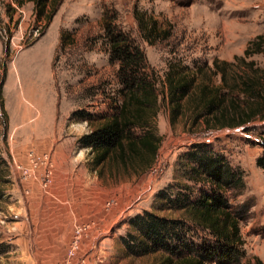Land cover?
Returning <instances> with one entry per match:
<instances>
[{
  "label": "rangeland",
  "instance_id": "obj_1",
  "mask_svg": "<svg viewBox=\"0 0 264 264\" xmlns=\"http://www.w3.org/2000/svg\"><path fill=\"white\" fill-rule=\"evenodd\" d=\"M32 6L28 0H0V264L62 261L77 227L70 264H156L161 252L130 255L121 237L134 233L127 219L136 213L180 216L160 208L159 190L180 189L193 198L209 189L206 182L187 178L191 165L184 154L195 143L241 171L242 184L226 191L230 203L243 210L239 264L254 258L264 263V119L204 126L201 118L191 122L187 97L171 115L158 93L151 119L159 136L153 156L141 151L122 160L112 150L94 164L95 152L78 143L116 113L122 99L104 21L141 48L144 72L159 92L169 63L186 66L199 81L214 58L242 56L247 43L264 33V0H46L39 16ZM152 22L160 31L155 40L146 34ZM247 59L264 67V52ZM141 131L132 130L135 136ZM44 156L51 170L45 186ZM40 195L56 204L74 201L75 209L48 210L34 203ZM109 199L114 201L105 208ZM52 220H62L55 257L26 255L43 251L37 236L53 230ZM191 235L195 242L208 238L202 231Z\"/></svg>",
  "mask_w": 264,
  "mask_h": 264
},
{
  "label": "trees",
  "instance_id": "obj_2",
  "mask_svg": "<svg viewBox=\"0 0 264 264\" xmlns=\"http://www.w3.org/2000/svg\"><path fill=\"white\" fill-rule=\"evenodd\" d=\"M23 1V0H18ZM33 3L36 16L42 14L46 0H28ZM50 14L47 15V21ZM142 26V20L137 19ZM104 31L111 59L118 61L117 73L122 85V99L117 112L103 123L78 139L81 146L95 152L92 161L100 163L110 151L120 159L140 155L141 151L153 156L159 136L152 128L158 93L176 115L180 102L187 97L192 113L191 122L202 119L204 126H241L264 119V67L247 57L264 52V33L256 35L243 49L242 56L232 60L214 58L206 68L208 75L195 79L186 66L170 64L164 74L163 91H157L155 80L144 72L147 65L141 48L124 36L111 22L104 21ZM152 22L147 35L159 36ZM165 35V32H161ZM198 70V69H197ZM213 77L218 82L214 83ZM140 128L135 136L132 130ZM189 163L188 179L206 182L207 191H199L193 198L177 190H159L155 197L161 207L179 211L180 216L170 217L143 211L127 219L134 233L121 237L126 252L133 256L161 252L156 264H239L244 257L239 221L243 210L230 203L226 191L242 184L241 171L231 168L223 157L207 151L201 143L191 145L184 154ZM187 189V184L182 185ZM204 232L208 238L195 242L188 232ZM264 264L257 258L253 263Z\"/></svg>",
  "mask_w": 264,
  "mask_h": 264
},
{
  "label": "crops",
  "instance_id": "obj_3",
  "mask_svg": "<svg viewBox=\"0 0 264 264\" xmlns=\"http://www.w3.org/2000/svg\"><path fill=\"white\" fill-rule=\"evenodd\" d=\"M36 204H41L45 207H47L48 210H52L54 211V209L56 210L59 208L62 209H68V210H74L75 209V202H68L67 204H56L53 203L52 200H50L48 197L46 196H35V202ZM64 209V210H65ZM53 221V220H52ZM51 221V226L53 227V230H51L50 228H47V230H42L44 231L43 234H41V236H37V244L41 245V248L44 247V249H42V252H35V253H26V255H30L32 258H38L41 257V259L44 260H49L51 258L55 257V248L57 247V244L59 242H57L56 237H55V233H57V227L59 226L60 223H62V220H54L53 222ZM64 223V222H63ZM42 226H46L48 227L49 224L46 223V221L42 222Z\"/></svg>",
  "mask_w": 264,
  "mask_h": 264
},
{
  "label": "built area",
  "instance_id": "obj_4",
  "mask_svg": "<svg viewBox=\"0 0 264 264\" xmlns=\"http://www.w3.org/2000/svg\"><path fill=\"white\" fill-rule=\"evenodd\" d=\"M44 157H45L44 158V162H45V165L47 166L48 163L46 161V156H44ZM36 165H37L36 162L33 161V166H36ZM44 170L45 171H44V175L42 177V183L45 186L47 183L50 182L51 170L49 169V166L45 167ZM113 201H114L113 199L106 200L104 202V207L107 208L108 206H111ZM79 230H80L79 227L74 229L73 232L75 234H73L72 239L69 242V245H68V247L66 249V253H65L64 259L62 261L56 262L55 264H70V262L72 260V257L74 256V254L76 252V249H77ZM80 262H82V259L80 260Z\"/></svg>",
  "mask_w": 264,
  "mask_h": 264
}]
</instances>
